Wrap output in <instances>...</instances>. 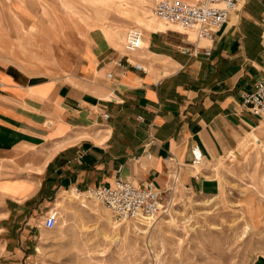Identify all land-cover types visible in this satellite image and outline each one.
Here are the masks:
<instances>
[{"label":"crops","instance_id":"obj_1","mask_svg":"<svg viewBox=\"0 0 264 264\" xmlns=\"http://www.w3.org/2000/svg\"><path fill=\"white\" fill-rule=\"evenodd\" d=\"M28 12L24 3H0L3 231H46L38 220L61 193L118 178L165 190L177 177L217 195V161L252 133L264 138V117L242 105L264 77V0H240L212 41L163 24L145 30L134 53L115 45L120 30L52 21L44 6L41 19ZM194 145L205 155L198 168ZM19 241L6 242L13 264L25 255Z\"/></svg>","mask_w":264,"mask_h":264},{"label":"rangeland","instance_id":"obj_2","mask_svg":"<svg viewBox=\"0 0 264 264\" xmlns=\"http://www.w3.org/2000/svg\"><path fill=\"white\" fill-rule=\"evenodd\" d=\"M6 1L28 5L36 19L44 17V6L52 21L58 17L91 31L120 30L123 37L115 45L124 47L132 27L145 31L138 18L147 23L160 0ZM116 2L126 4L129 13ZM80 16L87 17L88 25ZM251 137L238 153L217 161L219 194L198 193L176 177L165 189L160 213L140 222H117L103 204L65 192L48 209L58 216L53 229L13 236L3 231L8 220L0 195V264H13L8 259L9 240L23 243L21 264H264V138L254 133ZM44 221L42 217L38 223Z\"/></svg>","mask_w":264,"mask_h":264},{"label":"built area","instance_id":"obj_3","mask_svg":"<svg viewBox=\"0 0 264 264\" xmlns=\"http://www.w3.org/2000/svg\"><path fill=\"white\" fill-rule=\"evenodd\" d=\"M240 0H160L153 6V14L172 24H178L185 32H194L197 38L214 40L215 35L227 23L229 14L234 11ZM144 32L140 27H132L125 38L124 49L134 53L142 47ZM205 53L210 51L205 48ZM108 76H111L109 74ZM1 87V81H0ZM242 105L251 113L264 117V77L257 80L252 92L243 96ZM103 117L108 119L109 113ZM192 165H201L205 155L198 145L192 147ZM75 192L86 198L103 204L117 222H140L152 219L160 213L166 190L158 188L153 182L146 181L140 185L118 178L112 185H99L86 190L74 188ZM58 222L57 213L49 211L44 225L53 229Z\"/></svg>","mask_w":264,"mask_h":264},{"label":"bare ground","instance_id":"obj_4","mask_svg":"<svg viewBox=\"0 0 264 264\" xmlns=\"http://www.w3.org/2000/svg\"><path fill=\"white\" fill-rule=\"evenodd\" d=\"M152 14H153V9H152ZM153 18H151L147 23H141V22H139L140 24H142V25H144V28H145V30H153V29H156V28H162L163 27V24H165V25H172V26H178V27H180V29L182 30V31H184L183 29H182V27L180 26V25H178V24H172V23H167V22H165V21H163V20H161V19H159V18H157L154 14H153ZM158 21H160V22H157L156 20ZM157 22V23H156ZM144 32V31H143ZM188 33H194V32H188ZM195 34V33H194ZM193 34V35H194ZM142 45H143V42H142ZM124 48V47H123ZM142 48V47H141ZM198 167H200V165H196L195 166V168H198ZM75 192V191H74ZM79 197H82V198H85V199H89V198H86V196L85 195H83V194H79V193H77V192H75Z\"/></svg>","mask_w":264,"mask_h":264}]
</instances>
